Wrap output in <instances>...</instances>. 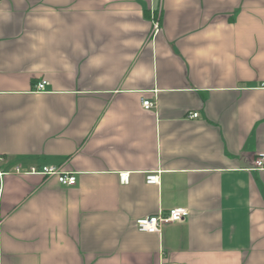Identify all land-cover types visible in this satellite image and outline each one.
<instances>
[{"label": "crops", "instance_id": "1", "mask_svg": "<svg viewBox=\"0 0 264 264\" xmlns=\"http://www.w3.org/2000/svg\"><path fill=\"white\" fill-rule=\"evenodd\" d=\"M259 153L264 0L0 1V264H264Z\"/></svg>", "mask_w": 264, "mask_h": 264}, {"label": "built area", "instance_id": "2", "mask_svg": "<svg viewBox=\"0 0 264 264\" xmlns=\"http://www.w3.org/2000/svg\"><path fill=\"white\" fill-rule=\"evenodd\" d=\"M1 1V0H0ZM153 28L158 30V22L153 23ZM46 82H40L37 84V91H44ZM142 107L145 110H150L154 107V103L149 100H142L141 102ZM197 114L193 113L191 118H196ZM254 168L260 170L264 168V153H259L254 160ZM14 173L17 174H34V175H41L44 177H55L58 183L64 187H72L76 184V178L68 173L62 172L59 167L56 166H43L40 169L31 167L28 171L24 172L19 167L15 168ZM2 174H0L1 180ZM128 174L123 173L119 176V181L122 185L128 184ZM146 183L148 185H158L159 180L156 174H150L146 177ZM188 212L186 209L178 208L170 210L167 214H158L157 216L152 217H145L139 220H136L135 227L138 232L140 233H147V234H158L161 231V228L165 224L180 222L184 220L187 216Z\"/></svg>", "mask_w": 264, "mask_h": 264}]
</instances>
